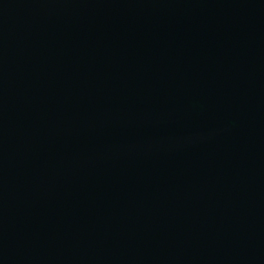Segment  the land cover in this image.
<instances>
[{"label": "water", "instance_id": "95a60500", "mask_svg": "<svg viewBox=\"0 0 264 264\" xmlns=\"http://www.w3.org/2000/svg\"><path fill=\"white\" fill-rule=\"evenodd\" d=\"M0 264H264V0H0Z\"/></svg>", "mask_w": 264, "mask_h": 264}]
</instances>
